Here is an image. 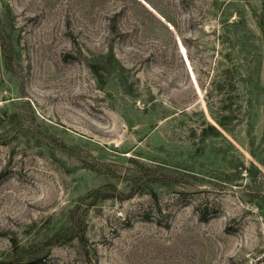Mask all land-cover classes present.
Instances as JSON below:
<instances>
[{
    "label": "rangeland",
    "instance_id": "1",
    "mask_svg": "<svg viewBox=\"0 0 264 264\" xmlns=\"http://www.w3.org/2000/svg\"><path fill=\"white\" fill-rule=\"evenodd\" d=\"M262 26L264 0H0V261L264 264Z\"/></svg>",
    "mask_w": 264,
    "mask_h": 264
},
{
    "label": "trees",
    "instance_id": "2",
    "mask_svg": "<svg viewBox=\"0 0 264 264\" xmlns=\"http://www.w3.org/2000/svg\"><path fill=\"white\" fill-rule=\"evenodd\" d=\"M262 33L264 34V27H263V26H262ZM217 122H218V124H219L220 126H222V127H226L225 124H223V123L220 122L219 120H217ZM211 127H212V129H213L215 132L218 133V130H217L216 128H214L213 126H211ZM205 214H206L205 212H202V213L200 214V218H201V219H205V218H206V215H205ZM0 264H10V263L0 261Z\"/></svg>",
    "mask_w": 264,
    "mask_h": 264
},
{
    "label": "bare ground",
    "instance_id": "3",
    "mask_svg": "<svg viewBox=\"0 0 264 264\" xmlns=\"http://www.w3.org/2000/svg\"><path fill=\"white\" fill-rule=\"evenodd\" d=\"M182 53L184 54L185 60L189 63V60H188V57H187V54H186L184 48L182 49Z\"/></svg>",
    "mask_w": 264,
    "mask_h": 264
}]
</instances>
